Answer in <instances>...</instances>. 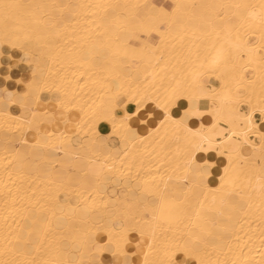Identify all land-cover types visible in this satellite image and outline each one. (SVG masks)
<instances>
[{"label": "bare ground", "instance_id": "obj_1", "mask_svg": "<svg viewBox=\"0 0 264 264\" xmlns=\"http://www.w3.org/2000/svg\"><path fill=\"white\" fill-rule=\"evenodd\" d=\"M61 1L0 0V95L20 97H0V264H264V0ZM37 35L49 57L33 52ZM193 52L198 64L171 69ZM6 59L24 63L21 78ZM22 145L83 163L79 176L95 167V186L26 173Z\"/></svg>", "mask_w": 264, "mask_h": 264}, {"label": "crops", "instance_id": "obj_2", "mask_svg": "<svg viewBox=\"0 0 264 264\" xmlns=\"http://www.w3.org/2000/svg\"><path fill=\"white\" fill-rule=\"evenodd\" d=\"M151 1H152V3H154L157 6L163 5L165 8H167L170 5L169 1H163V0H151ZM62 2H63V4H65L66 3V0H62L60 2V4H62ZM62 19H63V17H60L59 13H57V12H50L49 15H48V20H50V21L57 20V22L59 23ZM144 40H147L150 43H154V40L156 42L158 41V37L155 36V35H152L149 38H145V37L139 36L136 40H134V42L139 45ZM45 43H46V46L47 47L46 48H42ZM52 47H53L52 40H49V41H46L45 42L44 38L41 35H37L35 37V45L33 46V52L35 54H40L41 53L44 57H49L52 54V52H51ZM121 61L123 63H129L130 62V59L127 58V57H123L121 59ZM21 62L22 61H19L18 59H14V61H12V62L10 60L8 61L7 59L4 61V67L7 68V66L8 67L11 66V68H12L11 75H12V78L14 80L15 79H18V78H21L22 75H24L23 72H26V71H23V65H24V63L23 62L21 63ZM131 65L133 67H137V66H139V62L133 60L132 63H131ZM0 73L2 74V71H0ZM13 82L14 83H8V87L12 91L15 90V89H17V85H16L15 81H13ZM32 84L35 86L37 84V79H36V81L34 80L32 82ZM0 97H3L4 100L5 99L8 100V99H11L12 98L14 100L19 101V99H20L19 96L16 97V96H14L11 93H9L7 95L1 94ZM107 100L108 101H111V98L108 97ZM41 108L52 113V115L54 116V118L56 120V122L53 124V127L56 130H61V129L64 128L63 120L65 119V115H63L62 112L56 110L52 105L42 104L41 105ZM19 114L22 115L21 113H19ZM122 114H123V112L121 110L117 111V115L118 116H121ZM73 115L74 114H72L70 116L71 117V120H76L77 119V116L76 115L73 116ZM255 115H256L255 116L256 122L261 123L260 122L261 121L260 120L261 119L260 115H258V114H255ZM72 118H74V119H72ZM138 124H139V122L138 121H135L134 125L135 126L136 125L138 126ZM98 130H99V132L102 135H105V134L108 133L109 127L107 125L101 124L98 127ZM99 146H101L102 149H105V151L108 152V153H111L113 151L112 149L109 148L108 145L106 147V145L104 144V140L103 139H100L98 137V146L97 147H99ZM97 147L94 146L89 151L96 152L97 151ZM34 150L35 149H32V148L30 149L29 147L23 146V145L19 148V153L21 155H27V154L29 155V157L27 159L25 158L24 161L22 162V169L26 173H28V174H37L38 173L37 175H39L42 178L51 177L54 180L56 179V181H59V182L65 181V180H69L71 178V181L73 183L82 184V186L84 187V189H88L89 188L88 190L92 189L95 186L94 176L98 173V171L95 169V167H92V168L90 167L89 168V170H91V171H89V174L86 177L79 176V173L81 171H83L84 169H86V166L83 163L76 162V161L75 162H72L71 159H70V157L67 156V155H63V154H59L58 156H54V155H44V154L40 153V151H38V150H35L34 151ZM68 150H69V152H73V153H75L74 151H77L76 154H81V155L84 154V152L78 151L76 149H72L73 150L72 151L71 149L65 148V151L67 152L66 154H69L68 153ZM41 155L43 156V159H44L42 161V163H40L41 162V158H42ZM56 163H58V165L56 167H54V164H56ZM69 171H72V177H70V172ZM210 173H212V172H210ZM210 183H212V182L210 181ZM167 194L169 196H173V197L176 196V194L175 193H172L171 190H169L167 192ZM108 252H107V255L104 257L105 258L104 260H112V259H110ZM91 261L93 263H95V262L100 261V260H98V259H96V257H94V258H92Z\"/></svg>", "mask_w": 264, "mask_h": 264}, {"label": "rangeland", "instance_id": "obj_3", "mask_svg": "<svg viewBox=\"0 0 264 264\" xmlns=\"http://www.w3.org/2000/svg\"><path fill=\"white\" fill-rule=\"evenodd\" d=\"M52 2H54V1H52ZM60 6H62V7H65V6H68V3L66 2L65 4H61ZM51 7V6H50ZM69 7H70V5H69ZM168 9H171L172 8V5L170 4L168 7H167ZM51 9V12H57V13H59V15H60V13H61V11L60 10H58V9H55V8H50ZM70 13H66L64 16H63V19L60 21V26H61V24L62 25H64L65 23H68V22H70L71 20H72V13L71 12H74V11H69ZM200 12L202 13V11L200 10ZM199 12V13H200ZM203 12H206V9L203 11ZM122 16V15H121ZM48 17V16H47ZM223 18H224V16H223ZM121 22H125L126 20H125V18H124V16H122L121 17ZM120 20H118V22H120ZM127 22V21H126ZM233 25V24H232ZM220 24H218L217 26H216V28H220ZM45 31V30H44ZM112 32L114 31H117L118 32V34H119V38H122V39H128L129 38V35L131 34V31H130V29H128V28H123V29H121V28H118V26H114L113 28H112V30H111ZM185 32H186V35L185 34H183L184 36H185V38H189V36L191 35V34H193L194 32L193 31H191V29L190 28H187V29H185ZM251 32H252V30L251 29H246L245 31H244V34H248V35H250L251 34ZM129 33V34H128ZM201 34V36H202V38H201V41H199V42H197L195 45L199 48V47H202V39H208V38H211V33H207V32H201L200 33ZM182 35V36H183ZM247 35V36H248ZM180 38V36L176 39V41H178V39ZM156 41L154 40V43H155ZM181 46H182V50H181V53L179 54V55H177V56H180V55H182V53H183V51L184 50H188L189 49V47H190V44L188 43V41H185L184 43H182L181 44ZM180 46V47H181ZM195 46V47H196ZM185 48V49H184ZM197 48V49H198ZM195 51H196V49H194ZM190 52H192V51H190ZM198 52H193V53H190V56H188V58H184L183 56L181 57V58H177V57H174L172 60H170V67H171V69L172 70H178L179 71V73H182V72H184V70L185 69H187V70H189V68H191L192 66H194L195 64H198V63H194V58H195V55L197 54ZM105 55H107L106 53L104 54V56ZM203 60H204V57H203ZM141 64V63H140ZM176 64V65H175ZM246 75H248V74H246ZM212 79H215V76L213 75V74H210L209 75ZM73 184H77V183H73ZM109 189H110V187H109ZM31 240H32V238H31Z\"/></svg>", "mask_w": 264, "mask_h": 264}, {"label": "snow or ice", "instance_id": "obj_4", "mask_svg": "<svg viewBox=\"0 0 264 264\" xmlns=\"http://www.w3.org/2000/svg\"><path fill=\"white\" fill-rule=\"evenodd\" d=\"M179 7H180V5H175L172 13L165 12L163 9H161V10H159V11H160L162 17H167V16H170V15H173V14H174V11H175V8H179ZM166 23H167V21H166L165 19H161V20H159V24H161V25L166 24ZM156 31L159 32L160 29L157 28ZM194 114H195V113L187 112L185 115L188 116V115H194ZM262 115H264V110H262ZM165 119H168L167 114H166V116H165ZM249 119H251V117H249ZM162 123H163V121H162ZM178 123H181V124H182V121H181V122H178ZM187 130H188V131H191L190 129H187ZM227 171H228V169H225V172H227ZM222 179H223V178H222ZM186 255H187V254H186ZM173 264H176V262L174 261ZM181 264H184V262H181Z\"/></svg>", "mask_w": 264, "mask_h": 264}]
</instances>
